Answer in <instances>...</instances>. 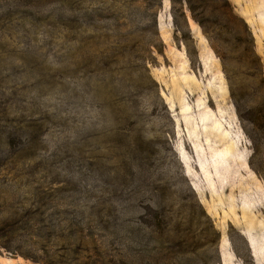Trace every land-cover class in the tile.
<instances>
[{
    "label": "rangeland",
    "instance_id": "obj_1",
    "mask_svg": "<svg viewBox=\"0 0 264 264\" xmlns=\"http://www.w3.org/2000/svg\"><path fill=\"white\" fill-rule=\"evenodd\" d=\"M227 1L222 61L184 0H0V264H264V0Z\"/></svg>",
    "mask_w": 264,
    "mask_h": 264
},
{
    "label": "trees",
    "instance_id": "obj_2",
    "mask_svg": "<svg viewBox=\"0 0 264 264\" xmlns=\"http://www.w3.org/2000/svg\"><path fill=\"white\" fill-rule=\"evenodd\" d=\"M184 2L186 8L190 12L191 18L200 26L210 46L213 48L215 53L221 57L222 61L224 56L219 54L218 45L221 40L220 35L223 30H227L228 33H232L237 37V39L242 37L239 35L247 36V39L249 40L246 42L249 48H251L252 44L250 34L246 29V25L240 17L236 16L232 12L230 4L227 0H204V7L199 13L195 11V8L189 0H184ZM171 3L175 5V0H171ZM209 18H213L211 23L209 22Z\"/></svg>",
    "mask_w": 264,
    "mask_h": 264
}]
</instances>
